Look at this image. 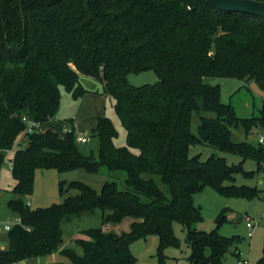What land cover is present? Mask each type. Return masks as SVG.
<instances>
[{"label":"trees","instance_id":"16d2710c","mask_svg":"<svg viewBox=\"0 0 264 264\" xmlns=\"http://www.w3.org/2000/svg\"><path fill=\"white\" fill-rule=\"evenodd\" d=\"M146 71H154L159 81L140 87L128 83L129 74ZM81 75L98 80L105 95L114 98L126 145L117 147L113 122L99 118L93 130L98 161L79 150L75 128L64 135L51 128L34 132L25 148H15L26 130L24 117L47 123L57 115L62 87L74 100L87 93ZM208 78L256 83L263 99L260 115L237 117ZM193 112L200 118L196 135ZM232 128H243L247 135L264 130V18L217 10L204 0H0V169L11 150L16 183L7 206L19 218L7 232L0 264L54 253L68 262L48 264H135L130 245L152 234L159 237V264H165L164 250L179 245L175 223L186 232L190 264H226L224 256L238 238L217 229L196 230L202 215L194 195L208 186L222 196L251 200L260 191L235 185L236 174L253 172L216 155L201 161L189 151L209 145L252 158L257 172H264V146L233 142ZM101 167L124 171L126 189L107 182L97 192L72 182L77 195L60 204L32 209L24 200L33 191L37 170L97 173ZM145 175L159 176L170 195ZM96 209L105 225L133 219L129 230H91L87 238L75 240L80 254L63 248L62 224ZM227 212L217 216L218 226L227 221Z\"/></svg>","mask_w":264,"mask_h":264},{"label":"rangeland","instance_id":"374dc122","mask_svg":"<svg viewBox=\"0 0 264 264\" xmlns=\"http://www.w3.org/2000/svg\"><path fill=\"white\" fill-rule=\"evenodd\" d=\"M127 81L133 86L140 87L146 84H155L159 81L154 71L141 73H131L127 76ZM206 82L212 86H219L220 100L223 104L232 105L235 114L240 119L258 117L263 107L262 92L254 82H244L235 78H208ZM80 83L87 90V93L74 100L70 93L61 88L60 108L57 118H52V129L64 135L63 130L73 126L77 134L85 137L84 141L77 143L79 150L86 156H93L96 161L99 159V139L93 130L97 126L99 118H109L117 131L114 144L117 147L126 145V130L122 126L118 115L114 109L115 100L113 97L105 95L103 85L98 80L81 75ZM206 117H215L213 113H203ZM48 123V122H47ZM48 123L50 126L51 124ZM65 125H62V124ZM200 124L199 115L192 113L191 131L197 134ZM47 125V124H46ZM48 126V127H49ZM43 130H46L43 128ZM264 137V130L253 129L248 135L243 128H232L231 140L235 143L247 142L255 147L264 143H259L260 137ZM28 141L24 135L17 140L15 148H25ZM137 153V151H134ZM190 157L198 156L201 161H206L210 156L216 155L226 159L229 165H240L246 172H253L252 176H246L239 172L235 176V185L256 187L260 193L259 197L251 200L226 197L220 195L211 187H204L194 195L195 206L201 209L202 221L196 223L194 228L198 231L212 232L217 229L218 233L224 237H237L238 242L231 246L224 256L226 264H261L264 259V172H257V165L254 159L243 160L234 153L222 152L209 145L192 146L189 151ZM13 152L5 153V160L0 169V250L8 246L7 231L4 226L10 228L17 223L18 216L12 212L7 203L14 198L12 192L15 180L12 177L9 163ZM152 178L158 187L167 195H170L169 188L161 182L159 176L145 175ZM126 173L124 171L110 172L106 167H101L97 173H90L82 169L59 173L56 170H37L33 191L30 195L24 196V200L30 203L32 209L46 208L53 204H60L65 199L77 195L78 191L70 184L81 182L89 185L97 192H100L107 182H116L120 190L126 189ZM227 185L229 183H226ZM145 200V198H143ZM227 209V221L220 226L216 218L221 210ZM246 217H249L255 228L252 237L248 236ZM133 219L126 218L119 224H103L102 211L84 212L79 217H74L70 221L62 224L64 247L74 248L80 254L81 250L75 244L79 238H87L86 233L101 228L103 231L121 233L129 230ZM174 235L179 245L168 247L164 250L165 264H190L188 257L191 249L186 242V232L182 226L175 223L173 226ZM159 237L155 234L146 238L134 241L130 245L131 254L135 258V264H159L158 257ZM240 253V257L236 254ZM68 262L66 258L58 253L52 256L26 261L25 263L14 264H48L51 262ZM264 264V263H263Z\"/></svg>","mask_w":264,"mask_h":264},{"label":"water","instance_id":"95a60500","mask_svg":"<svg viewBox=\"0 0 264 264\" xmlns=\"http://www.w3.org/2000/svg\"><path fill=\"white\" fill-rule=\"evenodd\" d=\"M214 9L264 18V2L256 0H204Z\"/></svg>","mask_w":264,"mask_h":264},{"label":"built area","instance_id":"2783aa9c","mask_svg":"<svg viewBox=\"0 0 264 264\" xmlns=\"http://www.w3.org/2000/svg\"><path fill=\"white\" fill-rule=\"evenodd\" d=\"M51 120H52V118L49 119L48 122H50ZM23 121H24L25 124H26V130H25V132H24L23 135H24V139H26L27 141H28V135H29V134H32V133H34V132H38V131H44V130H43V127H44V125H45L46 123H41V122L33 121V120H31V119H29V118H26V117L23 118ZM73 128H74L73 126H70L69 128H65V129L63 130L64 134H66V133H71V132L73 131ZM23 135H22V136H23ZM75 136H76V142H77V143H81V142H83L84 139H85L84 136H82V135H80V134H77L76 131H75ZM259 143H261V144L264 143V137H263V136L260 137V139H259ZM10 152H11V150L6 151L7 155H8ZM9 166H10V167L12 166L11 162L9 163ZM27 203H28V205H30L29 202H27ZM246 220H247V227H248V229H249L248 236H249V237H252V234H253L252 231H253V229L255 228V223H253L252 220H251L249 217H246ZM17 222H19V220H18ZM4 229L8 232V231L10 230V227L7 226V225H5V226H4ZM244 263L246 264L247 261H244Z\"/></svg>","mask_w":264,"mask_h":264},{"label":"crops","instance_id":"0c3cea01","mask_svg":"<svg viewBox=\"0 0 264 264\" xmlns=\"http://www.w3.org/2000/svg\"><path fill=\"white\" fill-rule=\"evenodd\" d=\"M55 120L57 121V120H59V118H57V116H56V117H55ZM59 121H60V120H59ZM50 122H51V121H50ZM50 122H48V123H50ZM60 122H61V121H60ZM48 123H46L47 125H46V124L44 125V127H43L44 129H48V128H51V129H52V127H53V126H52V123H50V124H51L50 126L48 125ZM62 125H65V124L63 123ZM48 126H49V127H48ZM53 255H54V254H53ZM53 255H52V256H53ZM25 262H26V261H22V262H20V263H25Z\"/></svg>","mask_w":264,"mask_h":264}]
</instances>
